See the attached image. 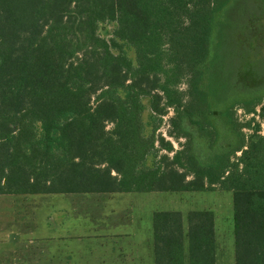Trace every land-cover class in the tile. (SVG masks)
<instances>
[{
  "label": "trees",
  "instance_id": "trees-1",
  "mask_svg": "<svg viewBox=\"0 0 264 264\" xmlns=\"http://www.w3.org/2000/svg\"><path fill=\"white\" fill-rule=\"evenodd\" d=\"M248 66L264 85V0H0V195L218 188L234 264H264V137L243 149L231 117L259 96ZM151 243L153 264H218L211 210L154 211Z\"/></svg>",
  "mask_w": 264,
  "mask_h": 264
},
{
  "label": "rangeland",
  "instance_id": "rangeland-1",
  "mask_svg": "<svg viewBox=\"0 0 264 264\" xmlns=\"http://www.w3.org/2000/svg\"><path fill=\"white\" fill-rule=\"evenodd\" d=\"M109 29L110 26H106L103 33L106 35ZM129 54L133 56V52ZM177 88L184 93L187 90V83L182 81ZM237 89H250L259 95L253 108L251 105L238 104L232 110L231 117L240 127L239 134L245 149L251 137H264V85L256 80L253 66H248L243 72ZM147 114L146 111L143 115L145 122H147ZM172 116L174 111L168 109L167 114L163 116L165 120L161 118L156 134H161L170 141L173 149L180 150L186 139L182 136L175 139L167 134L171 130L168 119ZM194 143L195 152L200 159H203L208 153L207 143L202 138L195 139ZM168 154L172 156L173 153ZM240 156L241 151L236 152L230 156V162H236ZM196 209L211 210L214 213L218 264H234L232 194L218 188L203 192L125 193L109 196L0 195V243L6 238L4 234L7 235L10 231V239L15 244H12L10 249L11 262L8 263L7 260V264H30V257L19 256L18 243L37 239L49 245L47 240H50L51 236L54 237L52 239L59 240L62 245L74 239H86L88 237L84 230L88 228L89 220L99 219L100 225L112 224L115 221L124 225L129 231L139 226L144 232L150 231L151 236V216L154 211L176 210L185 217L189 210ZM88 213H91V216ZM92 217L95 218L90 219ZM74 226L79 227V232L72 231ZM34 232L36 237L32 234ZM65 249L66 247L62 246L57 248L60 252H64ZM3 250L1 245L0 264L4 260L1 257ZM46 251L50 253V248ZM65 257L66 252L65 255L59 256V259H51L49 256L38 264H66Z\"/></svg>",
  "mask_w": 264,
  "mask_h": 264
},
{
  "label": "crops",
  "instance_id": "crops-1",
  "mask_svg": "<svg viewBox=\"0 0 264 264\" xmlns=\"http://www.w3.org/2000/svg\"><path fill=\"white\" fill-rule=\"evenodd\" d=\"M88 214L91 216V213ZM93 218L95 217L90 219ZM89 221L88 228L86 227L87 229L84 230L88 238L74 239L64 243V245L59 243V240L52 239L53 236L49 237L50 240H47L49 245L46 241V244H44V241L37 239L20 242L18 243L19 256L30 257V264H38L43 258L49 256L51 259H59V256L65 255V252L66 264H153L150 231L144 232L139 226L129 231L124 225L115 223V221L112 224L105 225L98 224L101 221L100 219ZM78 228V226H74L72 231L74 233L79 232ZM9 232H7V235L4 234L6 238L0 243V247L2 245L4 248L1 255L4 260L1 264H7V260H9L8 263L11 262L12 251L10 252V249L12 244L15 243L10 239ZM32 234L36 237L35 232ZM60 246L66 247L64 252L57 250ZM47 248H50V253L46 251Z\"/></svg>",
  "mask_w": 264,
  "mask_h": 264
},
{
  "label": "built area",
  "instance_id": "built-area-1",
  "mask_svg": "<svg viewBox=\"0 0 264 264\" xmlns=\"http://www.w3.org/2000/svg\"><path fill=\"white\" fill-rule=\"evenodd\" d=\"M164 118V120H165V117H163Z\"/></svg>",
  "mask_w": 264,
  "mask_h": 264
}]
</instances>
